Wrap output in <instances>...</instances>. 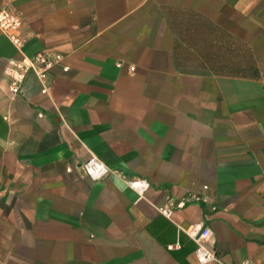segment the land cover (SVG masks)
Wrapping results in <instances>:
<instances>
[{
  "label": "crops",
  "instance_id": "0c3cea01",
  "mask_svg": "<svg viewBox=\"0 0 264 264\" xmlns=\"http://www.w3.org/2000/svg\"><path fill=\"white\" fill-rule=\"evenodd\" d=\"M1 6L27 39L0 30V264H201L200 223L206 264H264V0ZM37 52L46 90L30 71L12 96L9 59Z\"/></svg>",
  "mask_w": 264,
  "mask_h": 264
},
{
  "label": "built area",
  "instance_id": "2783aa9c",
  "mask_svg": "<svg viewBox=\"0 0 264 264\" xmlns=\"http://www.w3.org/2000/svg\"><path fill=\"white\" fill-rule=\"evenodd\" d=\"M0 30L19 50L23 46L25 39H27L24 32L23 15L16 11V9L14 10L8 6L0 7ZM57 58V56L53 57L45 52H37L32 57L24 56L21 59H9L8 65L5 68V73L8 77L9 93L12 96L24 93L23 83L26 75H28L27 73L30 71L36 74L42 83V90L45 91V79L49 69ZM80 164L92 180L101 179L111 172L109 166L93 155ZM124 182L139 195H142L150 185L144 178H125ZM198 198L197 196L195 197V199ZM158 210L169 218L172 215V210L167 206H159ZM185 232L196 242L195 256L199 263L206 264L218 261L214 249L208 244L211 237V230L208 226L202 223L194 224L187 227ZM242 264L256 263L252 260H244Z\"/></svg>",
  "mask_w": 264,
  "mask_h": 264
}]
</instances>
